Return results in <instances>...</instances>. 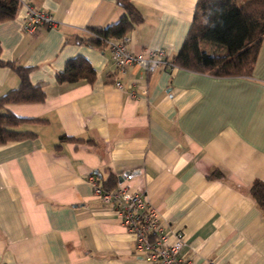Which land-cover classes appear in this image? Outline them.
Returning <instances> with one entry per match:
<instances>
[{
  "label": "crops",
  "instance_id": "0c3cea01",
  "mask_svg": "<svg viewBox=\"0 0 264 264\" xmlns=\"http://www.w3.org/2000/svg\"><path fill=\"white\" fill-rule=\"evenodd\" d=\"M19 1L16 18L0 24V60L30 68L29 82L44 86L45 99L4 109L46 123L23 125L33 138L0 146V264H143L117 212L88 182L93 175L100 186L97 178L109 174L118 187L142 193L166 230L183 235L181 254L191 264H264V211L248 192L264 183V39L251 77L132 66L116 78L107 49L72 40L118 23L124 11L115 0ZM130 1L143 18L126 35L130 51L174 58L197 0ZM25 6L55 26L25 34ZM75 57L95 80L57 84ZM18 86L16 74L0 67V98ZM123 174L133 177L120 183Z\"/></svg>",
  "mask_w": 264,
  "mask_h": 264
},
{
  "label": "trees",
  "instance_id": "16d2710c",
  "mask_svg": "<svg viewBox=\"0 0 264 264\" xmlns=\"http://www.w3.org/2000/svg\"><path fill=\"white\" fill-rule=\"evenodd\" d=\"M115 2L124 11V16L118 23L107 28L88 29L85 32L87 36L77 35L72 40L93 49L108 50L109 40L126 36L143 22V18L130 0ZM20 7L19 0H0V24L14 20ZM263 39L264 0H197L182 47L174 58L170 59V64L173 69L213 78L251 77ZM204 43L223 49V54L205 53L201 48ZM0 67L9 68L19 79L18 88L0 98V146H2L33 138L34 135L22 132L20 127L28 124L42 125L46 121L20 119L4 109L8 104L42 103L45 94L43 85L33 86L29 82L30 68L1 60ZM54 79L57 84L80 80L93 83L95 72L85 59L75 57L66 63L64 70L57 73ZM66 141L83 142L72 138H59V143ZM97 179L104 192H112L118 188V179L112 174L102 182ZM248 192L256 206L264 211V183L254 181Z\"/></svg>",
  "mask_w": 264,
  "mask_h": 264
},
{
  "label": "built area",
  "instance_id": "2783aa9c",
  "mask_svg": "<svg viewBox=\"0 0 264 264\" xmlns=\"http://www.w3.org/2000/svg\"><path fill=\"white\" fill-rule=\"evenodd\" d=\"M55 26L49 14L36 12L25 6L22 19V30L25 34L34 35L41 28ZM130 39L124 36L107 42L111 64L116 78L123 76L132 66L141 68L147 74L159 70H172L170 59L161 50L148 51L146 55H135L129 49ZM115 87L123 89L118 79ZM131 95L145 96L146 90L130 89ZM94 197L103 205L112 207L119 215L120 222L134 238L135 251L141 255L143 264H191L182 254L185 246L181 233H170L160 221L158 214L148 208L142 193L118 187L112 192H104L93 175L88 177ZM171 237L172 241L168 243Z\"/></svg>",
  "mask_w": 264,
  "mask_h": 264
},
{
  "label": "water",
  "instance_id": "95a60500",
  "mask_svg": "<svg viewBox=\"0 0 264 264\" xmlns=\"http://www.w3.org/2000/svg\"><path fill=\"white\" fill-rule=\"evenodd\" d=\"M124 177H129V178H131V177H133V174H123V176H122L121 178H119V182H120V183L123 181V178H124Z\"/></svg>",
  "mask_w": 264,
  "mask_h": 264
}]
</instances>
